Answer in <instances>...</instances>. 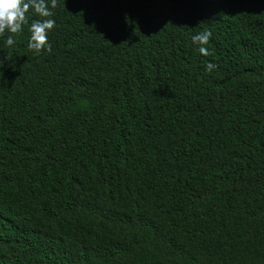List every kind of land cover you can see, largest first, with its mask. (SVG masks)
I'll return each mask as SVG.
<instances>
[{"label": "trees", "instance_id": "1", "mask_svg": "<svg viewBox=\"0 0 264 264\" xmlns=\"http://www.w3.org/2000/svg\"><path fill=\"white\" fill-rule=\"evenodd\" d=\"M48 3L51 52L0 35V264H264V0Z\"/></svg>", "mask_w": 264, "mask_h": 264}, {"label": "clouds", "instance_id": "2", "mask_svg": "<svg viewBox=\"0 0 264 264\" xmlns=\"http://www.w3.org/2000/svg\"><path fill=\"white\" fill-rule=\"evenodd\" d=\"M50 4L51 9H55L58 6V0H50ZM30 10L43 19L32 21L29 27L31 35L27 47L37 54L45 49L51 52L52 46L48 42V33L54 29L56 21L51 18L54 13L49 8L48 0H0V35L6 31L12 34L22 32L23 26L28 23L27 14ZM211 35L209 31H202L192 37L193 42L199 45V51L204 56L211 55L206 47ZM6 43L12 46L15 41L12 36H9ZM215 67L216 65L208 63L206 70L211 72Z\"/></svg>", "mask_w": 264, "mask_h": 264}]
</instances>
